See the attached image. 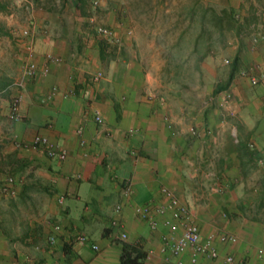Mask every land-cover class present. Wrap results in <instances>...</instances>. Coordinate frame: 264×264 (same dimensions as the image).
I'll return each instance as SVG.
<instances>
[{"label": "crops", "instance_id": "1", "mask_svg": "<svg viewBox=\"0 0 264 264\" xmlns=\"http://www.w3.org/2000/svg\"><path fill=\"white\" fill-rule=\"evenodd\" d=\"M234 5L240 8L241 3L235 0ZM11 16L22 21L21 27L31 28L26 42L34 47L40 67L47 64V53L62 57V62L53 63L47 75L28 82L19 106L22 120L9 117L15 91L0 96V264H121L123 244L137 242L147 252L146 264H179L178 257H166L160 234L134 211L138 205L163 201L162 186L186 185L185 156L175 155L162 118L155 117L161 109L147 107L139 93L137 63L134 68L127 63L125 70L114 68L106 82L91 83L88 78L101 63L99 49L90 56L83 50L86 43L67 35L53 12L14 7ZM45 26L51 34L43 32ZM248 48L254 59H264V35L258 43L250 41ZM7 50L15 54L1 67L2 73L11 78L21 75L25 55L10 45ZM249 68L251 74L264 76V62ZM53 86L61 93L43 103L42 97ZM91 105L101 110L103 124L85 117ZM78 127H83V139ZM36 134L48 136L65 149L66 158H49L31 147L29 142ZM258 147L264 165V128ZM8 176L14 178L13 194L1 190ZM128 181L133 183V192L125 197L123 187ZM118 204L122 206L119 213L114 210ZM114 218L120 222L118 229L111 227ZM55 225L60 229L55 230ZM200 230L204 236L201 226ZM76 231L88 235L99 250L90 244L70 246L69 237ZM118 231L127 233L128 239L118 238ZM219 246L225 254L224 245ZM244 256L249 257L239 255ZM255 262L264 264V257Z\"/></svg>", "mask_w": 264, "mask_h": 264}, {"label": "rangeland", "instance_id": "2", "mask_svg": "<svg viewBox=\"0 0 264 264\" xmlns=\"http://www.w3.org/2000/svg\"><path fill=\"white\" fill-rule=\"evenodd\" d=\"M234 1L0 0V96L8 79L11 83L22 76L25 61L21 75L2 73L15 54L7 46L26 59L31 45L26 38L32 30L11 16L14 7L53 12L67 35L86 43L83 50L90 56L99 49L104 82L114 68H134L136 62L139 93L147 107L161 109L155 117L162 118L175 155L185 156L186 185L178 182L174 190L189 205L204 237L236 233L239 242L223 250L255 261L257 251L264 249V165L258 147L264 128V76L258 72L261 80L253 85L250 76L256 74L249 67L262 65L264 59H254L248 47L264 23V0H238L240 8ZM99 27L112 29L118 40L100 35ZM23 29L30 36L23 37ZM49 29L45 26L43 32L49 35ZM237 57L238 71L229 82ZM163 230L162 225L156 229L159 237Z\"/></svg>", "mask_w": 264, "mask_h": 264}, {"label": "built area", "instance_id": "3", "mask_svg": "<svg viewBox=\"0 0 264 264\" xmlns=\"http://www.w3.org/2000/svg\"><path fill=\"white\" fill-rule=\"evenodd\" d=\"M264 23L260 24L253 33V43H258L263 37ZM98 32L100 35L110 40L111 42L118 40L114 35V31L108 27H99ZM29 29L22 30V36H30ZM116 42V41H115ZM26 59L22 66V76L9 83L2 92H9L14 90L10 100L9 117L14 121L22 120L20 113V103L23 99V91L30 80L36 79L39 76L47 75L53 63H61L62 57L53 53H47L45 59L47 64L42 68L38 64L37 55L32 45L26 47ZM103 72L97 71L90 75L88 78L91 83H100L103 79ZM253 85H258L261 76H250ZM61 93L57 86L42 97V102L46 103ZM64 96L67 94L63 93ZM85 117H91L95 123L101 125L104 123V116L100 109L88 106L85 110ZM78 135L83 139V127H78ZM85 143L84 140L81 141ZM29 145L36 148L49 158L64 160L67 156V151L59 145L53 143L48 136L36 134L35 137L29 142ZM14 178L8 176L3 184L1 190L4 194L14 193ZM217 190H222L221 186H217ZM161 194L163 201L150 204L145 203L138 205L134 208L137 217L145 221L149 228L156 230L162 225L164 227L161 234V251L166 254L167 258L178 257L179 264H257L252 258L248 256L239 257L234 252L221 253L220 244L234 245L239 242L236 234L230 232L212 233L208 237H204L200 226L194 218V215L189 207L178 196L176 191L169 186H162ZM133 192V183L128 181L123 187V195L129 197ZM60 196V200L63 199ZM122 206L120 204L115 206V212L119 213ZM111 227L118 229L120 222L117 218L111 221ZM55 230H59L60 226L55 225ZM117 237L123 241L128 239V234L124 231H118ZM54 241V237H51ZM68 244L72 247L83 246L90 244L94 250H99V245L93 242L90 237L83 232L76 231L69 237ZM259 259L264 257V249L260 248L257 251Z\"/></svg>", "mask_w": 264, "mask_h": 264}, {"label": "trees", "instance_id": "4", "mask_svg": "<svg viewBox=\"0 0 264 264\" xmlns=\"http://www.w3.org/2000/svg\"><path fill=\"white\" fill-rule=\"evenodd\" d=\"M229 17L234 18L231 12L228 13ZM239 57L235 59L233 69L230 74L229 82L234 78L238 71ZM2 85L1 87H5ZM147 252L141 243H124L121 254V264H146Z\"/></svg>", "mask_w": 264, "mask_h": 264}]
</instances>
